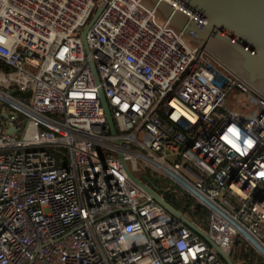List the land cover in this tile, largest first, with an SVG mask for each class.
<instances>
[{
    "label": "built area",
    "instance_id": "obj_1",
    "mask_svg": "<svg viewBox=\"0 0 264 264\" xmlns=\"http://www.w3.org/2000/svg\"><path fill=\"white\" fill-rule=\"evenodd\" d=\"M122 159L264 264V95L139 0H0V264H226Z\"/></svg>",
    "mask_w": 264,
    "mask_h": 264
},
{
    "label": "water",
    "instance_id": "obj_2",
    "mask_svg": "<svg viewBox=\"0 0 264 264\" xmlns=\"http://www.w3.org/2000/svg\"><path fill=\"white\" fill-rule=\"evenodd\" d=\"M153 11L164 27L193 46L204 48L225 68L264 95V0H139ZM94 18L82 32L85 33ZM94 79L97 74L92 62ZM99 98L112 135H116L114 122L106 98L99 90ZM121 158V155H119ZM127 176L146 191L151 198L165 206L194 232L210 244L226 264H235L208 235L176 207L138 180L122 159ZM196 208H199L197 205Z\"/></svg>",
    "mask_w": 264,
    "mask_h": 264
},
{
    "label": "rangeland",
    "instance_id": "obj_3",
    "mask_svg": "<svg viewBox=\"0 0 264 264\" xmlns=\"http://www.w3.org/2000/svg\"><path fill=\"white\" fill-rule=\"evenodd\" d=\"M226 103L227 106L234 109L235 111H237L238 113H240L243 116H246L248 114H251L252 111L255 110V106L253 104V101L250 97L246 96L244 93H237L235 91L230 92L227 95L226 98ZM248 103V106H246V104ZM159 184L161 186L164 187V189L169 190V188H171L166 180H160ZM173 189V188H172ZM169 195H171L170 193H168ZM172 204H175L177 206H180L181 203L185 204H189L188 209H186L184 211V213L186 214V216H188L190 219H192L193 221H196L197 223H199L201 226L205 225V222L207 221V215L208 212L206 211V209H195L196 207V203L191 199V198H183L182 199H173L170 200ZM178 202V203H175ZM236 250V248H235Z\"/></svg>",
    "mask_w": 264,
    "mask_h": 264
},
{
    "label": "trees",
    "instance_id": "obj_4",
    "mask_svg": "<svg viewBox=\"0 0 264 264\" xmlns=\"http://www.w3.org/2000/svg\"><path fill=\"white\" fill-rule=\"evenodd\" d=\"M166 199L169 201L170 197L169 194L165 195ZM178 203V202H175ZM175 205V204H174ZM176 207H179L175 205ZM233 262L235 264H259L258 257L253 253L251 250H247L244 246L236 247L234 251V255L231 256Z\"/></svg>",
    "mask_w": 264,
    "mask_h": 264
},
{
    "label": "clouds",
    "instance_id": "obj_5",
    "mask_svg": "<svg viewBox=\"0 0 264 264\" xmlns=\"http://www.w3.org/2000/svg\"><path fill=\"white\" fill-rule=\"evenodd\" d=\"M228 132L232 133L234 136L238 135L237 130L235 128L229 127ZM249 145L251 144V141H248Z\"/></svg>",
    "mask_w": 264,
    "mask_h": 264
},
{
    "label": "snow or ice",
    "instance_id": "obj_6",
    "mask_svg": "<svg viewBox=\"0 0 264 264\" xmlns=\"http://www.w3.org/2000/svg\"><path fill=\"white\" fill-rule=\"evenodd\" d=\"M260 175H261V176H264V173H261Z\"/></svg>",
    "mask_w": 264,
    "mask_h": 264
}]
</instances>
